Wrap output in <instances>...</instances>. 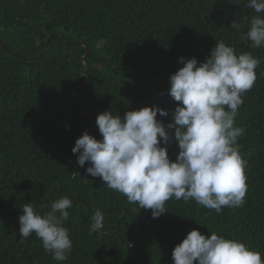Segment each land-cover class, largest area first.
Returning a JSON list of instances; mask_svg holds the SVG:
<instances>
[{
    "label": "trees",
    "instance_id": "1",
    "mask_svg": "<svg viewBox=\"0 0 264 264\" xmlns=\"http://www.w3.org/2000/svg\"><path fill=\"white\" fill-rule=\"evenodd\" d=\"M246 3L0 0V37L10 49L0 43V264H173L174 247L193 229L264 253V122L258 117L264 104L254 96L244 118L252 128L253 155L242 142L248 158L242 207L206 213L194 209L195 200L173 198L167 211L153 218L151 210L129 203L123 194H103L82 171L71 180L76 165L69 140L97 127L98 114L110 110L123 117L145 106L169 112L179 103L168 92L170 75L183 66L179 57L203 62L221 40L236 52L250 51L242 36L257 13ZM233 22L241 27L232 28ZM76 42L88 46L90 58L82 46L72 45ZM157 119L167 125L169 116ZM177 154L168 150L172 160ZM73 192L90 203L91 215L95 205L112 210V224L124 241L119 244L116 236L99 241L74 208L65 226L79 245L75 258L54 260L35 234L20 242L23 204L32 203L43 214ZM123 207L128 215L115 209ZM129 239H136L135 247L126 246Z\"/></svg>",
    "mask_w": 264,
    "mask_h": 264
},
{
    "label": "clouds",
    "instance_id": "2",
    "mask_svg": "<svg viewBox=\"0 0 264 264\" xmlns=\"http://www.w3.org/2000/svg\"><path fill=\"white\" fill-rule=\"evenodd\" d=\"M245 7L257 13L242 36L250 51L236 52L221 40L212 45L203 62L179 57L183 66L170 75L168 90L179 103L169 112L145 106L127 111L123 117L110 110L98 114L97 127L83 135L78 132L69 140L76 165L72 182L82 171L103 194H123L129 203L151 210L153 218L166 212V202L173 198L195 200L194 209L206 213L215 210L219 214L224 207L244 205L248 158L242 142L253 155L252 128L244 118L253 96L264 104V0H247ZM231 27L239 29L241 25L233 22ZM0 43L10 50L1 37ZM72 45L82 46L91 57L86 44ZM46 49L47 44L43 53ZM84 65L85 73L87 61ZM158 114L169 116L167 125L157 119ZM258 117L264 122V113ZM168 150L178 153L174 160ZM70 196L55 200L51 210L43 214L32 203L23 204L20 242L35 234L54 260L75 258L79 245L75 246L65 226L74 208L81 224L99 241L109 236H116L119 244L124 241L121 229L112 224V210L95 205L91 215L90 203L79 192ZM115 209L128 215L126 207ZM127 242L126 246L137 244L136 239ZM172 260L173 264H264V253L240 240L216 232L206 236L193 229L174 247Z\"/></svg>",
    "mask_w": 264,
    "mask_h": 264
}]
</instances>
